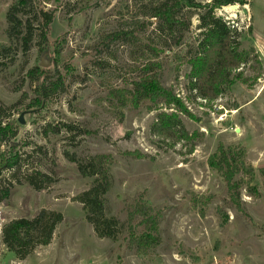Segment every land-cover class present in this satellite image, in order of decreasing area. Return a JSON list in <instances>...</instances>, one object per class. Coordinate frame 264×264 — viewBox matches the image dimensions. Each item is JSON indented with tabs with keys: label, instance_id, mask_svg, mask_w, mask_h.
Wrapping results in <instances>:
<instances>
[{
	"label": "rangeland",
	"instance_id": "rangeland-1",
	"mask_svg": "<svg viewBox=\"0 0 264 264\" xmlns=\"http://www.w3.org/2000/svg\"><path fill=\"white\" fill-rule=\"evenodd\" d=\"M13 1L0 0V44L11 47L0 54V124L21 126L19 176L38 170L53 182L36 189L23 180L0 202V264H264V0L214 12L244 56L215 100L200 97L191 76V58L204 51L201 24L211 0H196L200 8L183 9L173 29L162 31L146 7L162 0H35L36 11L55 14L46 51L37 37L28 50L9 37ZM36 67L65 81L42 106L31 104L29 72ZM151 76L180 108L134 99L136 83ZM29 109L38 111L20 124ZM162 112L178 120L165 126ZM219 149L239 159L238 201L210 165ZM101 154L112 157L105 211L118 222L116 240L98 237L75 200L96 179L83 176L79 164ZM42 209L64 220L50 245L20 259L2 229ZM148 213L158 218L161 240L143 251L131 238L147 230Z\"/></svg>",
	"mask_w": 264,
	"mask_h": 264
},
{
	"label": "trees",
	"instance_id": "trees-1",
	"mask_svg": "<svg viewBox=\"0 0 264 264\" xmlns=\"http://www.w3.org/2000/svg\"><path fill=\"white\" fill-rule=\"evenodd\" d=\"M35 0H14L8 12L10 38H20L25 50H28L35 37L39 38L41 51H46L49 45L48 31L55 14L52 11L34 8ZM238 0H211L206 5L207 11L202 17L201 41L203 54L191 58V76L194 78L192 88L206 100H215L221 93L222 86L231 83L230 73L242 64L244 56L236 49L230 37L228 27L221 23L215 16L217 8L232 5ZM243 2V1H242ZM202 5L196 0H162L156 4L146 5L147 14L159 21L158 30H171L178 22V14L185 8H200ZM28 9H31V12ZM38 25H35V22ZM37 32V33H36ZM125 34V33H124ZM11 47L0 44V54L7 53ZM13 62V60L11 61ZM29 77L34 83V98L31 104L42 106L47 100L60 92L65 81L59 77L53 79L48 69L36 67L29 72ZM123 93V91H119ZM25 97L27 94L24 95ZM149 99L152 102L164 101L167 106L175 105L180 108L181 100L169 89L162 86L156 77H144L136 83L134 99ZM165 126H171L178 120L177 113L162 112L159 115ZM63 127L72 130L70 124ZM21 126L14 121L0 124V202L10 198L13 188L22 181L28 182L36 189H43L52 184L53 179L41 171L33 170L21 177L18 172L24 162L22 143L18 139ZM135 156L137 152L127 153ZM71 161L75 159L66 153ZM112 157L110 155H96L79 164V171L83 176H95V182L87 190L80 193L75 200L83 205L86 219L94 227L100 238L116 240L118 222L106 215V194L111 190L113 179L110 172ZM210 165L221 172L227 182L231 197L240 200V185L235 177L239 172L240 163L237 155H231L224 149L214 154ZM6 173L9 175L6 176ZM144 206L136 209L141 213ZM135 212V213H136ZM64 220L61 212L42 209L36 216L15 218L6 223L2 229L3 242L11 252L20 259L33 255L37 248L48 246L52 243L56 229ZM147 230L142 233H132L131 242L138 250L146 251L160 243L159 222L155 216L145 217Z\"/></svg>",
	"mask_w": 264,
	"mask_h": 264
},
{
	"label": "water",
	"instance_id": "water-1",
	"mask_svg": "<svg viewBox=\"0 0 264 264\" xmlns=\"http://www.w3.org/2000/svg\"><path fill=\"white\" fill-rule=\"evenodd\" d=\"M232 9H237V6L236 5H232L231 6ZM43 66H48V64H42ZM38 111V109H29V110H26L24 111L21 116L18 118V121L20 124H26L28 121L24 119V117L27 115V114H31V113H36Z\"/></svg>",
	"mask_w": 264,
	"mask_h": 264
}]
</instances>
